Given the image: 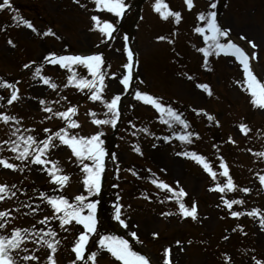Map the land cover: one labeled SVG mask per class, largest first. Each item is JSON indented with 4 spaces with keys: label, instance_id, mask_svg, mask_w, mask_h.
Returning <instances> with one entry per match:
<instances>
[{
    "label": "rangeland",
    "instance_id": "1",
    "mask_svg": "<svg viewBox=\"0 0 264 264\" xmlns=\"http://www.w3.org/2000/svg\"><path fill=\"white\" fill-rule=\"evenodd\" d=\"M72 1L73 0H68L67 2L70 5H74ZM216 1L217 0H208L204 1L203 3L209 2V4H212L216 3ZM91 2H94V0L89 1L87 4L84 3V0H79V2H77V4L73 6V9L71 11L65 12L63 8L60 9V5L58 7L57 0H41L42 7L45 8V11L49 16V18H47L46 20H51L53 22L56 21L55 19H57L60 24L67 23L70 30L68 32L62 31L61 33L49 31L43 33L42 36L41 34L38 36L37 34H35L34 36L30 37V39H28V36H30L31 34L29 27H27L26 25H24V27L22 26L24 23L28 22L35 29V27H39L40 25L38 21H31L29 19L22 21L23 18H19L14 22L12 21L13 23H10V25H8L5 23H1L3 21L0 17V73L3 74V77L7 79L6 75L8 77H13L17 73L20 61H17L18 51L14 53V50L21 48L20 46L22 44H24L26 46L25 49H28L32 54V59L35 61V64L33 66H35L39 61V67L41 69H51L54 72L60 71V69L62 68L61 66L50 63V61L48 62L49 59H46V57H50V54L60 56L59 54L74 55L76 53H80L77 50V52H75L72 47L85 52L83 54L96 52V48L98 47L95 41L96 34L88 33L86 30L89 25L88 13L86 11L81 12L77 6L78 4L83 5L86 10L90 11L96 7ZM258 5H261L259 0H232L230 6L228 4L225 11L222 12L219 17V19H221L220 21L222 22V25L232 27V34L234 36L239 33L244 34L245 39L242 40L248 46L250 45L249 41L259 46L261 44L264 45V8H260ZM172 8L174 9V6H172ZM181 13L185 14V11L181 10ZM99 19L101 23L104 17ZM146 19L148 18L146 17ZM41 27L47 28V26ZM19 36L24 38V40L22 41ZM9 41H11L12 43L10 44ZM140 47H143V51L146 55H141L142 68L140 66H137L132 71L133 85L131 86L129 91H126L128 92V94L124 93L122 87L116 88V86L118 85V79L123 78V72L117 73L122 67L120 63L122 59L116 58L118 57V55L116 54V46L115 49H105L101 52L102 56L105 57L108 62L113 61V64L112 66H110V70L108 72L109 76L105 77L106 79L109 78L114 80L112 83V90L115 92V94L113 95L117 96L118 94L122 93L121 95L125 98L124 100L133 102V99L130 100L127 98L133 95L135 90L134 84H139V80L143 78L144 68L146 69L147 65V67L150 66V76L153 78V85L156 83L157 87H160L161 85V87L169 90L172 96H176L182 101L191 103L195 107L202 104L201 96L198 93L199 90L195 91V89H192L191 82L186 83L181 80V82H179L176 79V75H174L173 73H164L165 71L161 70L159 66L155 65L154 61L156 60V58H160L162 56H165L164 58L167 57L166 51L162 47V45H158L155 43L145 44L143 41H141L139 48ZM249 47L251 48V45ZM97 49H99V47ZM184 51L185 55L188 57V52L185 48ZM263 53L264 52H262L261 55H263ZM150 61L152 62V64L150 63ZM255 66L257 68L258 64L255 63ZM172 68L174 69L175 66L172 65ZM163 74L166 76H164ZM154 80L156 81V83H154ZM108 82H111V80H108ZM0 83H6L8 85L7 81L4 79L0 80ZM44 85L47 86V84ZM7 93H9V87H3V90H1L0 88V107L5 101L8 100ZM231 93L232 94L229 95V97H232L231 100H233V97H235V99H241L242 101H244V103H242L240 100H238V102L235 103L243 105L241 109L247 110L249 113H251L249 115L256 117V119L253 118L252 120H257L258 118L264 117V113L257 110V106H254L253 110H249L248 106L246 105L247 100L244 99L245 96L241 94L239 90H235V88H232ZM215 103L219 104L217 102ZM210 108L212 109V107ZM214 110L218 111L215 108ZM230 114H232L231 111ZM224 126L226 127V125ZM246 127L249 129L248 133L250 134V136H252L255 133V130H253V128L248 125V123H246ZM232 132L234 133L233 130ZM52 145V147L55 148L56 141H52ZM63 147L66 154H68L70 148L67 145H63ZM48 152L53 153L52 148L49 149L45 153V155H47ZM146 152L148 157H154V159L152 160L154 161L155 165L163 167V169L165 168L167 170L168 174L166 173V175L168 179L174 180L176 181V183L179 182V186L186 189L185 191L188 199L196 197L199 198L198 200L202 201L204 204V206H202V209L197 208L196 219H192L191 217H189L188 223H184V225H178L180 224L179 222L170 223V226L172 227V229L170 230L172 232V236H169L167 238L169 241L161 246L162 248L161 250H159V252L157 250L154 251L155 253L150 254L152 256L153 262L155 264H163L164 250L169 249L170 264H215L214 260H216L217 255L222 257V264H255L256 259H253V257L250 255L249 250L243 251V254H241V251L239 252L240 247L238 245L234 244L233 247L228 246V244L226 243L229 238L228 234H225V231L223 230V235H221L222 239L220 240L219 231H222V227L224 225V220L221 219H226V222L232 219V211L243 213L239 217H245L253 210H258L257 215L249 216L251 220H253V223H260L261 217L264 216V196L262 198L251 199L247 202V204L242 203L233 205L229 214H226L223 210V207H221L222 213L218 215L219 208L217 206V203H220V205H222L225 203L224 201H231L233 199L243 201L244 198L249 195L250 187L247 188L249 191L246 193L241 189H244L247 186L237 184V181L235 180L233 181L235 188L233 191H230V195H228L227 191L223 193L215 190L209 191V188H205H211V186H209L208 183L204 184L203 178H201V174L198 172V170H195L194 168H189V170H186L183 167V162L177 159V157H172L173 155H171L170 152H166L165 148L162 147V145H157L155 149H147ZM127 153V155H129V147L127 148ZM117 155L119 161L116 159V157L115 159L111 157L109 158V160H107L109 168L115 166L116 162H121L123 160L122 158L124 154L122 153V151H119ZM221 161L223 160L221 159ZM88 162V164L91 165L92 162ZM45 168L46 165H36L33 163L31 164V169H33V176L35 178H38L39 176L42 177L41 179L47 178L44 170ZM10 172V169H6L2 165H0L1 174L6 173V175H9ZM261 175H264V173L259 174V176ZM227 179V177L223 176L219 185L223 186L225 182H227ZM80 187H84L83 183ZM200 197L204 199L202 200ZM193 203L195 202H188L186 207L190 209ZM198 205L200 206V204ZM162 220L163 219L159 218L155 214L135 217L134 221H131L130 224H128L129 232L135 233L136 236L140 235L141 233V235H145L146 237H153L157 233L159 234V232H161L162 230L163 237H166V233L170 232H166L164 230V228L166 227L164 223L166 222ZM228 223L229 222H227V224ZM173 230H175L174 233ZM178 231H185V235L187 237H182L180 235L176 236V232ZM210 231L216 234L215 236L211 237L213 234L212 233L208 237L211 240L212 245H210V242L206 240L207 235H204V233ZM252 240V245L255 248H258L259 251H264V236H262L259 229H256L255 234L252 235ZM244 246H246V244ZM105 249L106 248L102 249L101 247H99V257L104 256L106 252ZM205 251L210 252V254H212V256L214 257L213 259L211 258L210 263L209 261L208 263H205V255L203 254V252Z\"/></svg>",
    "mask_w": 264,
    "mask_h": 264
},
{
    "label": "snow or ice",
    "instance_id": "2",
    "mask_svg": "<svg viewBox=\"0 0 264 264\" xmlns=\"http://www.w3.org/2000/svg\"><path fill=\"white\" fill-rule=\"evenodd\" d=\"M79 2V0H76ZM96 4V11H107L108 13L114 14L116 17H121L124 12L126 5L124 0H94ZM185 4L187 5L188 9L191 10L194 7L193 0H185ZM83 6V5H82ZM12 5L10 0H0V10L11 8ZM154 10L160 14L162 19L167 20L169 17H174L176 23H179L181 20V13L174 12L168 9L167 4L163 2V0H156L155 4L153 5ZM216 4L212 3L210 8H215ZM200 21L204 22V27H195L194 31L200 34L206 44V47L199 48L198 51L202 52L206 57L211 54L220 55L221 53L225 55H231L236 58L239 64L242 66L243 74H244V83L246 84V90L250 93L251 96V103L254 106L264 108V83L260 82L257 79V76L253 73L250 63H249V55L246 51L232 42L229 37V29H222L221 26L217 23L216 20V12L209 11L205 13H199L197 17ZM15 19V17H14ZM92 21L95 25L100 24V19L97 16L91 17ZM28 27H32V25L26 22ZM35 30V29H33ZM99 32L107 37H111L112 32L115 30L112 23L108 21H104L103 25L99 27ZM51 34V33H47ZM221 38H225L226 42L222 43ZM159 39L163 40L165 37H159ZM241 39H245L241 37ZM11 44L12 42L9 41ZM252 47H256V45L249 41ZM129 61L132 59L131 51L128 53ZM255 53L251 55V59H255ZM46 59H50V62L53 64H59L62 68H68L71 71L72 65H82L84 66L90 75L93 77L92 80H87L81 78L78 82H75L74 77L76 73H73L72 76L68 78V84L75 83V86L84 89L87 88L90 90L91 96L90 98L94 101L100 100V92L102 91L103 81H104V74L101 71V65L104 63L102 56L98 54H91V55H61L56 57L55 54H50V57H46ZM25 68H28L29 65H24ZM125 68L129 69V75L123 76L120 80V83L124 85L125 88L129 86L130 81V70L131 64H126ZM35 75H39V69L35 73ZM44 84H49V79L41 77ZM191 79V77H189ZM101 85L97 87V83ZM52 88H55V84L50 85ZM3 87H11L6 83H0V88ZM198 87L208 90L206 85H198ZM209 95H211L210 90ZM137 100H142L145 103H150L155 107L158 111L165 112L168 120L164 121L165 123L175 122L181 125H184L185 122L181 119L180 115L175 113L171 108H163L161 103L154 99L152 96L147 94H143L141 92H137L135 95ZM18 96L15 91L12 92L11 97L8 99V104H12L13 101L17 100ZM120 101V96H115L110 102L106 103V107L108 110L113 114V120H94L93 123L100 125V124H107V123H115V117L118 115V103ZM43 104L44 101H41ZM45 111H52L50 108H45ZM70 113L74 114L75 109L69 107L65 112H59L56 115L59 117L69 121V127L76 128L79 125L71 120ZM16 118L13 116L7 115H0V121H3L7 124L11 120H15ZM212 119V117H209ZM171 126V124H170ZM186 126V125H185ZM241 131L244 134H247L249 129L245 125L240 126ZM48 132V129H45ZM141 131H147L146 129H141ZM19 129L12 133V135H17ZM101 134H95L90 137H78L76 135H69L64 128H61L58 132L54 133V136L60 140L63 145H67L72 155L76 158V160L80 163L81 171L85 174L84 179L82 181L85 190L91 194L93 191L98 192L100 189V178L101 174L104 171V150L101 147L103 141L100 140ZM52 136H49L48 139L44 141H37L34 139L32 135H28L27 137L20 136L17 140H9L3 141L4 144H11V148L9 149L11 152L16 153L15 159L20 161H29L36 165H46L52 163L53 170L49 171V176L51 177V181L54 184L60 185L61 187L66 186L67 182L70 180L68 175H61V168L58 166L57 163L51 162L45 159V153L48 151L50 147H52ZM167 141V137L164 138ZM180 140L185 141V136H180ZM187 142H191L188 140ZM139 151V149H137ZM180 155V153H178ZM183 155H188L184 153ZM257 155L264 157V153H258ZM196 161L198 164L203 165L205 171H208L209 174L212 176L213 179L216 178V173L211 171L209 164L205 161L203 156L197 155L196 153H192L189 157ZM115 159V156H113ZM85 160L91 161V165L85 163ZM0 165H2L6 169L15 170L17 166L13 163H9L4 159H0ZM219 167L223 169L221 175L227 177V182L223 185H217L215 191L218 192H225V191H233L235 186L233 184L232 179L229 176V170L227 165L221 161ZM259 181L261 185H264V175L259 176ZM153 183H156L154 180ZM14 187V186H13ZM158 187L162 189H166L169 192H172L173 189L170 188L169 185L166 183L160 182ZM244 192H248V189H241ZM11 192V189L7 186H0V201L4 200L8 193ZM12 196L15 195V192L11 193ZM174 195L178 198L180 212L184 217H191L192 219H196L197 216V207L195 203L191 206V208L185 207L183 202H180L179 198H182L186 195L183 189H180L178 192H175ZM41 200L47 202L49 206L54 210L53 216L56 214H60L58 219L60 220V227L64 228L65 225L70 224L72 221H75L76 224L81 225L83 231L80 232L78 238L76 239L72 251L75 253V260L72 261V264H76V261L81 260L84 258V251L85 246L89 242V237L96 232V219H95V209L96 204L93 202L85 203L87 197L84 195H77L74 197V203H70L68 199L64 198L63 196L60 197H48L47 195L41 193L40 194ZM226 206L231 209L234 204H241L243 201L241 200H231V201H224ZM87 208V214L84 213V209ZM36 208H32V212H36ZM258 210H253L252 212L248 213V215H257ZM170 213H165L168 215ZM243 213L232 211L231 215L233 217L238 218ZM8 213L5 211H0V229L5 227V224L8 222L7 217ZM121 216V208L119 205L115 208V219L119 221L121 226L127 227L124 220L120 218ZM52 217H44L38 221L39 224L43 225L48 222ZM260 223L264 226V216L261 217ZM68 231V229H65ZM56 232L55 231H47L41 234L40 231L35 230V226H33V230L29 229H14L10 236H0V264H18V259L22 262H29L38 260L39 258L34 255H23L21 256L20 253H27L28 249L25 246V241L31 239L33 243L41 244L46 246L47 249L50 250V254L47 257L49 264H55L54 254L57 251V246L59 245L60 241L56 240ZM131 235L135 238L136 234L131 233ZM155 235V234H154ZM99 246L101 248H106L109 253L116 260L122 262V264H149V261L146 257L139 255L138 253L131 251L129 248L128 242L126 240L120 239L114 236H101L99 238ZM95 253H92L88 256V259L93 261L95 264ZM170 250H164V259L163 264H170ZM255 259V257L253 258ZM255 264H264L262 260H255Z\"/></svg>",
    "mask_w": 264,
    "mask_h": 264
}]
</instances>
